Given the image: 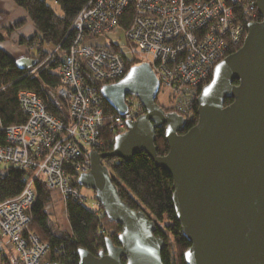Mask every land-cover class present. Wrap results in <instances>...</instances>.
<instances>
[{
    "label": "water",
    "instance_id": "water-1",
    "mask_svg": "<svg viewBox=\"0 0 264 264\" xmlns=\"http://www.w3.org/2000/svg\"><path fill=\"white\" fill-rule=\"evenodd\" d=\"M256 9L260 20L247 23L243 44L215 64L196 97L197 123L190 129L155 101L159 82L146 63L100 88L115 113L124 114L127 96L136 97L145 113L126 123L111 151H89L90 171L80 174L78 186L92 191L109 221L120 226L119 245L106 237L94 256L80 248L77 264H163L166 243L154 236L155 223L120 200L102 164L111 157L129 163L136 153L172 178L175 219L190 245L184 263L264 264V0H256ZM15 63L20 70L35 64L24 56ZM161 127L165 156L154 144Z\"/></svg>",
    "mask_w": 264,
    "mask_h": 264
},
{
    "label": "built area",
    "instance_id": "built-area-1",
    "mask_svg": "<svg viewBox=\"0 0 264 264\" xmlns=\"http://www.w3.org/2000/svg\"><path fill=\"white\" fill-rule=\"evenodd\" d=\"M256 15V0H87L70 26L72 41L58 70L66 120L51 116L28 91L17 94L23 125L5 127L0 119V166L30 173L20 194L0 203V251L11 250L17 264H53L48 257L58 259L64 252L62 244L49 246L26 231L36 178L63 202L93 205L91 214L100 207L73 185L68 165L77 178L89 172V151L101 152L103 132L121 134L145 112L136 97L127 96L124 114H105L98 83H115L127 66L146 63L173 113L191 122L196 97L215 64L241 43L244 20ZM127 22L124 30L120 23ZM95 36L111 41L95 46L89 42Z\"/></svg>",
    "mask_w": 264,
    "mask_h": 264
},
{
    "label": "trees",
    "instance_id": "trees-1",
    "mask_svg": "<svg viewBox=\"0 0 264 264\" xmlns=\"http://www.w3.org/2000/svg\"><path fill=\"white\" fill-rule=\"evenodd\" d=\"M55 3L61 10V16L55 14L54 9L48 2ZM87 0H13L23 8L28 17L32 20L35 33L29 39H20L19 45H24L26 55L32 58L35 64L27 69H18L15 58L6 53L0 46V119L3 126L23 125L26 117L18 104L17 94L22 91L34 93L46 105V111L60 120H66L65 101L57 94L61 86L59 67L61 59L67 52L72 41L70 26L75 15L83 8ZM132 15V12H127ZM260 20L257 14L254 19L244 20V35L241 43L228 54L237 51L243 44L246 36L247 23ZM124 30L128 29V22L120 23ZM4 33L0 31V44L4 41ZM57 47V51L53 49ZM112 47V45H111ZM107 48V47H106ZM130 65L127 66L129 71ZM212 73V72H211ZM208 79L207 83L211 80ZM104 84H97V92ZM54 94V95H53ZM226 101V104H229ZM102 109L105 114L114 113L113 109L102 99ZM171 111L170 108H162ZM194 117L191 122L186 121L185 131L197 123L196 106ZM156 154L165 156L168 146L164 140L163 127L154 131ZM104 142L101 152H109L115 137L112 133L103 132ZM102 164L108 168L110 179L118 190L120 200L125 202L131 210H142L155 225L154 236L164 240L165 248L161 252L163 264H186L183 260L184 251L190 246L183 238L179 223L175 219L172 206V178L164 170L154 166L151 159L145 153H136L129 163L111 157L102 160ZM67 174L73 185L78 189V178L71 166L68 165ZM30 173L18 167L0 166V203L5 199L15 198L20 194ZM34 193L36 195L33 205L27 211L30 221L27 224V232H33L38 238L49 246H64V252L58 259L48 257L52 263L77 264L78 249L87 250L92 256L104 250V239L108 237L112 244L119 245L117 236L120 226L109 221L101 207L90 213L89 220H79L73 212L74 202L66 204L67 221L70 227L69 232H64L55 225L50 215L45 211L52 200V191L47 190L44 182L36 178L34 181ZM160 222H164V232L161 231ZM171 236L172 245L168 241ZM173 246L174 255L171 257L168 248ZM2 260L8 262L9 258L4 251H0ZM16 259V257H15ZM17 264V259L15 261Z\"/></svg>",
    "mask_w": 264,
    "mask_h": 264
},
{
    "label": "rangeland",
    "instance_id": "rangeland-1",
    "mask_svg": "<svg viewBox=\"0 0 264 264\" xmlns=\"http://www.w3.org/2000/svg\"><path fill=\"white\" fill-rule=\"evenodd\" d=\"M48 5L54 9V12L56 15L61 16L62 12H61L60 8L55 3L50 1V2H48ZM110 41H111V38L108 36H106V37L95 36L94 38H91L89 40V42L95 46L96 45L107 46V45H109ZM25 55H26V53H22V54L20 53L18 55H13V57L15 59L19 58L20 56L27 57ZM158 90H159V92L157 94L156 99L159 101V103L163 107H168L171 109V106H170L171 101L167 99L165 90H162V89H158ZM171 111H172V109H171ZM80 191H81V195L83 197L87 198L89 203H92V201L94 200L93 199L94 198L93 192L90 190H86L85 188H82V187L80 188ZM66 204H67V202H63L60 199V196L56 192H53L52 193V200H51L50 204H48V206L45 209L47 214L50 215L51 221L55 225H57L61 231H64L65 233L69 232V230H70V227H69V224L67 221ZM92 208H94L93 205L85 204V205H81V207H79L74 202L73 212L76 214V216L79 220H82V219L89 220L91 218V214H90L91 212L89 210ZM160 224H161V227L164 228L165 223L160 222ZM171 240H172L171 236L169 235L168 241L172 245ZM172 247L173 246H170V248H168V252H169V255H171V257L174 255V251H173ZM5 254L9 258V260H8V262L3 261L2 256H0V264H15L16 259H15V255L13 254V252L11 250H6Z\"/></svg>",
    "mask_w": 264,
    "mask_h": 264
},
{
    "label": "crops",
    "instance_id": "crops-1",
    "mask_svg": "<svg viewBox=\"0 0 264 264\" xmlns=\"http://www.w3.org/2000/svg\"><path fill=\"white\" fill-rule=\"evenodd\" d=\"M0 31L5 37L0 44L1 48L13 56L26 53L25 46L19 45V40L29 39L36 30L23 8L17 6L13 0H0Z\"/></svg>",
    "mask_w": 264,
    "mask_h": 264
},
{
    "label": "flooded vegetation",
    "instance_id": "flooded-vegetation-1",
    "mask_svg": "<svg viewBox=\"0 0 264 264\" xmlns=\"http://www.w3.org/2000/svg\"><path fill=\"white\" fill-rule=\"evenodd\" d=\"M219 62V61H218ZM212 72V71H211ZM155 101H157V103L159 104V106L161 107V108H164L160 103H159V101L156 99ZM163 110V109H162ZM163 111H165V110H163ZM171 113L173 112V111H170ZM169 111H165V113H170ZM161 229V231L162 232H164L163 230V228H160ZM155 233V232H154Z\"/></svg>",
    "mask_w": 264,
    "mask_h": 264
},
{
    "label": "bare ground",
    "instance_id": "bare-ground-1",
    "mask_svg": "<svg viewBox=\"0 0 264 264\" xmlns=\"http://www.w3.org/2000/svg\"><path fill=\"white\" fill-rule=\"evenodd\" d=\"M61 84V83H60ZM54 95V94H53ZM20 107V106H19Z\"/></svg>",
    "mask_w": 264,
    "mask_h": 264
}]
</instances>
